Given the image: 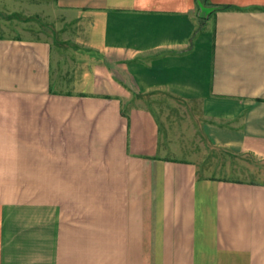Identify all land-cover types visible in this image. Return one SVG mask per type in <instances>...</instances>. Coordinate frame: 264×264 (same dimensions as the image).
<instances>
[{"label":"crops","instance_id":"0c3cea01","mask_svg":"<svg viewBox=\"0 0 264 264\" xmlns=\"http://www.w3.org/2000/svg\"><path fill=\"white\" fill-rule=\"evenodd\" d=\"M56 3L76 52L0 37V264H264V183L169 158L144 101L264 162V0Z\"/></svg>","mask_w":264,"mask_h":264},{"label":"rangeland","instance_id":"374dc122","mask_svg":"<svg viewBox=\"0 0 264 264\" xmlns=\"http://www.w3.org/2000/svg\"><path fill=\"white\" fill-rule=\"evenodd\" d=\"M67 20L56 0H0L2 38L53 39L73 53L76 45L69 41L61 43L64 37L71 36L64 23ZM144 101L158 120L161 143L167 146L169 158L194 161L200 176L264 183V162L248 156H227L225 150L205 140L201 134V114L195 106L161 93L151 94Z\"/></svg>","mask_w":264,"mask_h":264},{"label":"trees","instance_id":"16d2710c","mask_svg":"<svg viewBox=\"0 0 264 264\" xmlns=\"http://www.w3.org/2000/svg\"><path fill=\"white\" fill-rule=\"evenodd\" d=\"M196 1H198L199 3H205L206 2V0H196ZM215 12V11H214ZM213 12H211L209 15H211ZM231 157H234V156H231Z\"/></svg>","mask_w":264,"mask_h":264}]
</instances>
